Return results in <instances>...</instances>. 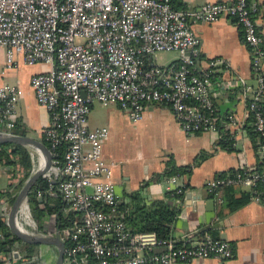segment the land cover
<instances>
[{
    "label": "built area",
    "instance_id": "obj_1",
    "mask_svg": "<svg viewBox=\"0 0 264 264\" xmlns=\"http://www.w3.org/2000/svg\"><path fill=\"white\" fill-rule=\"evenodd\" d=\"M176 1L0 0V58L4 52L10 68L17 67L21 58L27 64L48 66L30 78L38 102L50 116L42 130L52 154L45 174L50 185L38 195L59 192L67 210L80 216L72 227L60 230L66 244L63 264H190L200 258L233 256L228 240L208 232L162 238L154 230H133L119 215L122 199L111 180L113 168L104 157L109 128L92 126L89 121L96 102L117 103L134 122L143 118L148 104L162 103L170 106L188 135L218 130L224 122L237 147L244 124L234 115L224 118L212 93L216 73L229 70V64L224 57H214L203 66L194 21L215 22L222 16L235 19L250 49L256 82L241 79L261 165L220 173L209 178L205 187L222 200L223 187L241 185L249 189L252 200L264 205V45L257 23L264 2L216 0L176 6ZM165 50L178 51V58L159 63L157 52ZM22 94L18 83L0 86V125L14 127ZM60 145H65L62 160L57 152ZM32 147L36 154L30 152L31 159L35 155L37 159L31 174L46 164L43 151ZM7 151L16 158L12 147ZM9 172L20 180L25 168L9 163ZM179 179V173L168 178L174 185L170 190L177 194L185 192ZM9 202L0 209V219H7ZM21 213L36 232L27 230ZM16 221L35 235H53L57 228L56 223L54 230L36 226L29 196L20 203ZM16 255L18 247L9 251L6 262L10 264Z\"/></svg>",
    "mask_w": 264,
    "mask_h": 264
},
{
    "label": "crops",
    "instance_id": "obj_2",
    "mask_svg": "<svg viewBox=\"0 0 264 264\" xmlns=\"http://www.w3.org/2000/svg\"><path fill=\"white\" fill-rule=\"evenodd\" d=\"M208 1L216 0H177L176 5H200ZM257 23L264 45V11L257 15ZM192 27L201 40L203 66L214 57H224L229 64V70L223 69L216 73L212 93L224 118L234 115L244 124L245 131L237 147L228 149L219 144L221 138L227 134L229 136L231 132L224 122H221L218 130L188 135L182 130L170 106L162 103L148 104L143 118L137 122L131 120L117 103L105 105H112L113 108L104 113L103 120H92L89 115V121L92 126L109 128L104 157L113 168L111 180L122 200H127L141 186H144V197L163 198L170 190L169 187L174 186L164 174L169 162L172 160L178 166L190 168L188 173H179V181L183 185L189 182L190 188L179 207L173 237L182 238L186 234L208 232L214 237L228 240L233 248L231 258H200L190 264H264V205L250 198L235 209H229L227 195L239 197L244 192H249L247 187H223L222 200L205 187L209 178L260 162V152L258 145L256 146L258 142L253 140L247 128L251 118L247 113L241 82L243 79L256 84L252 78L251 52L245 43L241 26L231 17L222 16L215 22L194 21ZM47 67L44 63L25 64L21 58L17 67L10 68L6 64L4 52L1 54L0 86L5 82L18 83L23 94L14 127L0 125V129L23 134L16 131V126L21 124L18 129L25 131V134L44 140L42 130L49 124L50 116L48 110L38 102L30 78L33 73ZM24 145L29 152L36 154L32 145ZM202 152L206 157L197 162L196 158ZM36 159L37 155L32 161V168L36 167ZM18 182L19 180L10 176L7 159H0V190L9 188L12 193L18 192ZM229 189L233 194L229 193ZM8 202V196L2 197L0 209ZM44 229L50 230V226ZM18 246L19 242L15 247ZM39 250V262L29 264H55L58 257L57 245L40 244ZM8 254L0 253L2 264H9L5 260L6 257L9 258ZM15 260L14 256L10 264H21Z\"/></svg>",
    "mask_w": 264,
    "mask_h": 264
},
{
    "label": "trees",
    "instance_id": "obj_3",
    "mask_svg": "<svg viewBox=\"0 0 264 264\" xmlns=\"http://www.w3.org/2000/svg\"><path fill=\"white\" fill-rule=\"evenodd\" d=\"M176 4V3H175ZM177 6V5H176ZM21 124L16 126V131L19 133L25 134V131L18 129ZM221 125V124H220ZM249 134L256 142L257 139V132L253 128L252 119L250 124L247 125ZM44 142L48 144V141L44 139ZM219 144L228 149H233L232 139L227 135H224ZM3 149L0 150V159L6 158L9 163H20L25 168V175L19 180L16 184V188L19 189L25 182V180L31 174L32 168V160L30 156L29 150L26 148L24 144L21 143H5L1 144ZM258 144L256 143V146ZM7 147H12L13 154L16 158H12L8 151ZM65 151V145H60L57 148L58 156L63 159ZM206 154L204 152L199 154V157L196 158L198 162L200 159L205 158ZM261 162L257 164L260 166ZM190 169V168H189ZM189 169L187 167L178 166L172 160L169 162L165 170L166 176H171L176 173H188ZM236 170V169H235ZM234 170H230L233 172ZM225 171L223 173H226ZM57 186V183H53ZM41 185L43 188H41ZM50 185V181L47 178L41 177L39 180L31 187L28 196L29 202L31 206V210L36 221H39L38 224L39 229L44 230L43 228L46 227L47 218L51 215L55 219V223L57 227L61 231L64 229H68L74 225V220L80 217L77 213L68 211L67 206L65 205L64 200L62 199L60 193L57 194H44L43 200H40L38 192L39 190H45ZM9 186H12L10 184ZM230 188L232 185H227ZM143 187L141 186L139 189L135 190L129 195L127 200H121L118 204V209L122 212L119 214L127 224L136 231L139 230H154L158 233V235L162 238H171L173 237V231L175 222L177 220V216L179 213V207L181 202L183 201L187 189L190 188L189 182L185 183L184 189L185 192L181 194H177L173 190H169L166 192L163 198H155V199H148L143 196ZM4 189L0 190V200L4 196H8V200L12 203L17 195V192L12 193L10 190ZM230 190V189H229ZM231 194L232 190H230ZM47 195V200L45 196ZM251 198V193L244 192L241 196L236 197L233 195L228 196V203L227 206L229 209H235L240 204L245 203L247 200ZM44 203V206L41 204ZM107 209V207H106ZM120 212V213H121ZM57 214V215H55ZM45 222V224H44ZM13 233L10 231V228L4 219H0V253H9L17 243V238L13 237ZM20 243V242H19ZM69 241L67 240V245ZM39 245L36 243H26V244H19L18 246V255L15 256L17 262H21V264H29L32 262H39L40 258V250ZM38 258H35V257ZM15 260V261H16ZM93 259H91L92 263ZM2 264V261H0Z\"/></svg>",
    "mask_w": 264,
    "mask_h": 264
},
{
    "label": "water",
    "instance_id": "obj_4",
    "mask_svg": "<svg viewBox=\"0 0 264 264\" xmlns=\"http://www.w3.org/2000/svg\"><path fill=\"white\" fill-rule=\"evenodd\" d=\"M85 94V92L83 91ZM5 143H21V144H31L43 151L46 157V164L43 168L36 171L35 173L31 174L24 182L22 187L18 190L17 195L14 199V201L11 204L8 218H7V224L10 228V231L13 233V237L17 238L18 241L22 244L26 243H36V244H55L58 247V257L55 262V264H63L65 259V240L63 239L64 233L60 231L59 227L56 228L55 234L53 235H35L30 234L26 231H24V234H19L16 232L15 229V222L17 219L18 211L20 203L22 202L23 198L28 196V193L31 189V187L39 180V178L44 177L45 174L48 172L51 161H52V154L51 150L48 147V145L43 142L42 140L28 135V134H3L0 132V144ZM41 188L42 185H41ZM57 194V193H56ZM188 196L191 197V194L188 193ZM40 200H43V197H39ZM47 195L45 196V199L47 200ZM225 238V236H224Z\"/></svg>",
    "mask_w": 264,
    "mask_h": 264
},
{
    "label": "rangeland",
    "instance_id": "obj_5",
    "mask_svg": "<svg viewBox=\"0 0 264 264\" xmlns=\"http://www.w3.org/2000/svg\"><path fill=\"white\" fill-rule=\"evenodd\" d=\"M157 55H158V61H159V63H161V64H168L172 60H174L175 58H178L179 53L176 50H169V51L168 50H165V51H158L157 52ZM111 108H113L112 105L105 106V105L101 104L100 102H96L93 105V107H92V109L90 111V118L92 120H96V121L97 120H103L104 113L109 112L111 110ZM19 218L24 221V226L27 228V230L30 233H34L35 229L32 228L33 226H31L30 224H27L26 223V221L24 219V215L22 213L20 214ZM37 222H38V224H40L39 221H37ZM38 224H36L37 227H38ZM44 224H45V222H44ZM46 224H47L46 225L47 228H49V226H50V228L52 230H54L55 219L51 215H49V217L47 218V223ZM17 242H20V241H17ZM19 244H22V243H19Z\"/></svg>",
    "mask_w": 264,
    "mask_h": 264
},
{
    "label": "bare ground",
    "instance_id": "obj_6",
    "mask_svg": "<svg viewBox=\"0 0 264 264\" xmlns=\"http://www.w3.org/2000/svg\"><path fill=\"white\" fill-rule=\"evenodd\" d=\"M15 229H16L17 233L24 234V230L20 228V226H19L17 221L15 222Z\"/></svg>",
    "mask_w": 264,
    "mask_h": 264
}]
</instances>
